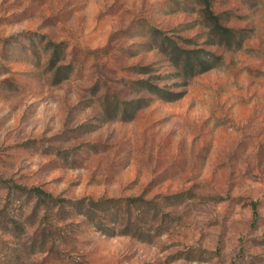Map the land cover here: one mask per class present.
I'll use <instances>...</instances> for the list:
<instances>
[{
  "label": "rangeland",
  "instance_id": "rangeland-1",
  "mask_svg": "<svg viewBox=\"0 0 264 264\" xmlns=\"http://www.w3.org/2000/svg\"><path fill=\"white\" fill-rule=\"evenodd\" d=\"M0 264H264V0H0Z\"/></svg>",
  "mask_w": 264,
  "mask_h": 264
},
{
  "label": "trees",
  "instance_id": "trees-1",
  "mask_svg": "<svg viewBox=\"0 0 264 264\" xmlns=\"http://www.w3.org/2000/svg\"><path fill=\"white\" fill-rule=\"evenodd\" d=\"M188 67H190V64L187 63V68H188ZM133 104H134V103H133ZM140 108H141V106H137V107H135V108H134V112L137 111V110H139Z\"/></svg>",
  "mask_w": 264,
  "mask_h": 264
}]
</instances>
